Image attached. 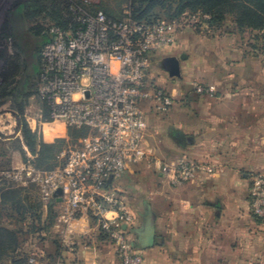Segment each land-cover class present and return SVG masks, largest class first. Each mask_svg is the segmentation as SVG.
<instances>
[{
  "label": "crops",
  "instance_id": "crops-1",
  "mask_svg": "<svg viewBox=\"0 0 264 264\" xmlns=\"http://www.w3.org/2000/svg\"><path fill=\"white\" fill-rule=\"evenodd\" d=\"M231 28L224 34L202 23L177 31L161 66L149 71V82L156 80L173 99L182 98L184 107L183 115H157L163 113L157 103H144V148L170 165L195 163L211 173L173 186L143 161L139 165L153 174L147 187L135 190L131 182L117 181L127 200L135 202L130 206L135 218L131 239L144 264H264V223L253 216L249 199L251 177L264 173V32L256 39L254 33L241 35ZM171 58L180 61V78L164 68ZM42 117L27 119L36 135ZM23 148L27 160L13 168L34 160ZM52 227L61 228L57 238L64 264H119L93 219L80 216L67 226L57 216ZM48 241L39 248L42 264L56 252Z\"/></svg>",
  "mask_w": 264,
  "mask_h": 264
},
{
  "label": "built area",
  "instance_id": "built-area-1",
  "mask_svg": "<svg viewBox=\"0 0 264 264\" xmlns=\"http://www.w3.org/2000/svg\"><path fill=\"white\" fill-rule=\"evenodd\" d=\"M76 29L51 27L52 39L41 52L39 96L48 102L53 120L65 127L86 129L79 147L62 153V164L44 171L29 163L0 171V188H36L44 204L60 207L59 223L70 225L80 216L96 222L99 232L113 247L119 264H144L134 245V215L125 194L116 186L127 169L147 161L173 186H181L211 173L209 167L180 162L170 165L149 155L143 135L146 102L167 111L172 99L151 87V56L174 44L177 26L184 21L139 24L130 17L114 22L103 12L72 8ZM188 17V20H187ZM264 61V54L262 55ZM203 94L204 90L198 88ZM62 190L61 196H55ZM249 199L253 216L264 223V173L251 177ZM37 250L29 264H42ZM46 264H64L61 260Z\"/></svg>",
  "mask_w": 264,
  "mask_h": 264
},
{
  "label": "trees",
  "instance_id": "trees-1",
  "mask_svg": "<svg viewBox=\"0 0 264 264\" xmlns=\"http://www.w3.org/2000/svg\"><path fill=\"white\" fill-rule=\"evenodd\" d=\"M44 1L45 0H25L19 3L16 11L12 13V18L18 17L21 13L32 16L40 15L47 11ZM53 2L55 4L61 2L60 4L63 6V9H60L58 6V8L56 6L53 7L52 17L55 23L51 25V27H57L62 30H68L70 28L76 29L78 24L75 21L76 15L73 13L72 8L82 6L70 0H55ZM129 9V14L125 15L123 19H115L104 14L108 19L114 22H121L130 17L136 23L153 25L159 21L158 11L167 12L174 10L171 19L179 20L181 17L185 16H197L200 18V24H205L213 31H221L225 24L230 22V24L234 26L236 33L241 35L244 33H254L257 39L264 32V0H130ZM31 32L32 39L28 38L24 41V45L29 47L31 54L28 55L22 48H18L19 51L23 53L26 62L30 55L31 58H35L39 53L41 54L43 47L52 39L49 34V29L38 28L33 29ZM14 39L16 40V38ZM260 50L263 55L264 46ZM40 66L31 64L32 70L34 73L39 72V76L41 73ZM11 76L12 75L9 73L5 74V81L7 82ZM24 87L25 85L23 89ZM13 95L14 93L12 94V91H0V97H9ZM29 96L30 94H25L23 97L21 96L22 103L18 107L20 114L19 124L26 141V147L35 157L32 164L36 168L44 171H53L62 164V162L60 164L58 161L57 156L61 152V146L65 144L64 141L73 139L78 134H82L83 136V134L87 133L86 135H88L89 132L86 129L78 130L66 127L68 132L65 133L61 129L50 131L51 129L48 128L45 129V135H43L41 140H39L40 142H38L37 135L31 131L24 117L23 102L27 100ZM44 109L43 121L46 123V126L58 124V122L52 119L50 105L46 100H44ZM1 189L3 192L0 195V206L3 207L2 209L6 212L8 218L13 221L15 220V222L19 224V229L14 228L12 223L4 224L0 222V264H29V259L39 249L36 248L31 250L29 247H24L20 239L22 235H32L34 241L36 240L40 245L50 240L48 242L53 244L56 252L52 256L48 255L49 262L52 263L57 260L63 262L60 253V240L47 236L48 230L53 226L58 216L55 210L57 206L55 201L45 205L47 208V216L45 221L42 222V208L44 204L40 200L32 203L30 195L24 194L22 196V194L29 189L12 187H1ZM29 218L35 221L30 225L32 226L31 229H29ZM99 235L103 240L107 241V238L102 232H99Z\"/></svg>",
  "mask_w": 264,
  "mask_h": 264
},
{
  "label": "rangeland",
  "instance_id": "rangeland-1",
  "mask_svg": "<svg viewBox=\"0 0 264 264\" xmlns=\"http://www.w3.org/2000/svg\"><path fill=\"white\" fill-rule=\"evenodd\" d=\"M25 0H0V91H12L13 96H5L0 97V171H5L13 168L15 162H19L20 160H27V154L24 151V146L26 145V141L24 139L21 126L19 124V105L22 103V97L25 94H30L27 100H24V117L27 119L37 120L39 115H44V100L39 96V72L34 73L32 70L31 64H35L40 66V56L39 53L35 58L26 59L19 51L20 48L25 53L31 54V51L27 45H24V41L32 39V30L33 29H50L51 25L55 23V20L52 17V9L54 6H58L60 9H63V6L60 4L61 2L54 3L55 0H45L44 5L47 7V11L41 13L37 16L28 15L25 13H21L18 17L12 18V13L16 11L19 3L24 2ZM74 3H79L85 10L89 12H103L110 17L115 19H123L125 15H128L130 12L129 2L130 0H70ZM55 4V5H53ZM57 7V8H58ZM173 11H158L157 14L159 16L158 22L165 23H173V22H181L184 21V17L181 19H171L173 17ZM12 19V20H11ZM188 20V17H187ZM191 21H195L197 23L200 22V18L197 16L190 17ZM195 27L196 24H192L191 22L188 25L184 26L183 22L180 26H177V31H183L188 29V27ZM232 25L230 22H227L222 28L221 32L227 34L231 31ZM13 34V35H11ZM16 38V40L14 39ZM248 38V37H246ZM250 38V36H249ZM244 39V37L242 38ZM19 48V49H18ZM166 53L159 52L151 56V70L156 69L161 66V60L164 59ZM163 62V61H162ZM16 65V68H15ZM41 67V66H40ZM11 74L12 76L5 81V74ZM164 77H168L166 72L161 73ZM149 76V73H148ZM149 81V80H148ZM151 84V87H155V89H161L165 95L169 96L173 104L172 106L162 114L157 115H183V99L182 98H172L163 88H161L156 80H154ZM25 85L24 89L23 86ZM22 96V97H21ZM143 111L145 113V108L143 107ZM146 115V114H145ZM147 115H154L153 113H148ZM40 121L41 128L37 135V141L40 142L43 137L45 129H61L63 132L67 133L68 129L64 127L62 124H53L47 125L42 120ZM37 125V123L35 124ZM49 131V132H50ZM47 133V132H46ZM87 134V133H86ZM86 134H78L73 139L65 140V144L61 146V151L67 150L70 148L79 147L81 143L88 137ZM39 147V146H38ZM59 155V154H58ZM59 162H63L61 160L60 155L58 156ZM35 159V157L33 158ZM31 161V158H30ZM153 174L145 168V164H138V167H129L121 178L122 183L131 182L133 184V188L139 189L147 187L146 181ZM3 188V187H2ZM3 190L0 188V195ZM30 195L32 203L35 201L38 202L39 191L38 189L32 187L29 188L23 195ZM129 206L132 203H135L133 199H128ZM0 206V222L4 224L12 223L13 227L19 229V224L13 221L12 219L6 216V212ZM56 212L58 215L59 208H56ZM59 219V215H58ZM29 220V226L32 225L35 221L31 218ZM30 226L29 229H31ZM61 228L55 229V227H51L48 230L49 237L53 239L60 236ZM22 240V244L24 247H29V249H39L41 245L32 237V235H22L20 237ZM34 246V247H32ZM32 247V248H31ZM30 250V251H31Z\"/></svg>",
  "mask_w": 264,
  "mask_h": 264
},
{
  "label": "water",
  "instance_id": "water-1",
  "mask_svg": "<svg viewBox=\"0 0 264 264\" xmlns=\"http://www.w3.org/2000/svg\"><path fill=\"white\" fill-rule=\"evenodd\" d=\"M164 68L168 72L169 76L172 78L181 77V66L180 61L177 58H171L164 61ZM63 194L62 190L57 191L55 196H61Z\"/></svg>",
  "mask_w": 264,
  "mask_h": 264
}]
</instances>
